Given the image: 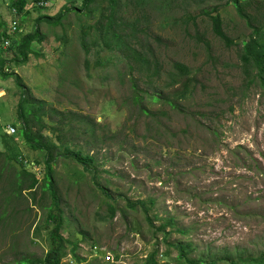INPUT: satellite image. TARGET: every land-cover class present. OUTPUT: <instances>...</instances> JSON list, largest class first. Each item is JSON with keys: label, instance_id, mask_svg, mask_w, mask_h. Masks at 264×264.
I'll use <instances>...</instances> for the list:
<instances>
[{"label": "rangeland", "instance_id": "obj_1", "mask_svg": "<svg viewBox=\"0 0 264 264\" xmlns=\"http://www.w3.org/2000/svg\"><path fill=\"white\" fill-rule=\"evenodd\" d=\"M11 2L0 0V21L7 22L19 41L38 26L43 41L32 43L33 51L25 62L15 47L1 51L8 61L6 73L13 75L0 78V152H9L2 138L8 130L16 138L19 153L27 159L30 170H36L38 178L43 175L40 167L33 165L43 161V152L31 148L13 125L19 120L23 93L27 111H33L23 112L36 135L40 132L37 116L55 124L61 119L67 124L65 127L74 130L97 123L99 138L95 143L89 141V147L88 134L75 139L69 132L70 137L62 140L90 148L98 158L99 170H105L101 172V184L108 181L110 194L124 209L117 211L112 220L100 222L98 214L106 211L105 205L99 206L104 194L97 188L93 192L90 174L75 181L72 174L77 169H70L71 164L81 166L64 155L58 156L55 175L65 217L62 232L72 241H76L75 232H79L81 264H143L155 250L160 263L177 264V251L169 244L180 240H191L199 251L226 249L250 255L264 251V88L255 74L257 69L242 63L239 43L228 45L215 36L203 14L201 6L212 9L220 0H205L199 5L192 2L186 13L173 11L178 18L198 16L189 37L180 24L164 23L158 12H146V29L161 38L156 44L157 57L165 64V71L170 69L168 64L177 60L186 62L196 73L197 91L189 105L190 116L177 113L167 123L160 116L138 118L128 99L130 87L121 84L118 77V72L125 70L123 63L109 68L93 67L106 51L102 40L92 46L94 31L90 29L101 14L108 15L107 3L94 4L95 11L81 12L80 18L70 11L59 24H38L37 18L56 17L66 6H81L82 0L47 1L45 8L26 16L16 14ZM222 2L227 34L237 37V41L249 36L252 27L238 15L233 4ZM122 11L125 16L131 13L130 8ZM200 17L205 18L202 21ZM14 18L20 26L12 31V24L17 21ZM82 25L88 30L85 42L93 47L91 52L82 46ZM200 38L210 42L209 48L203 42L198 44ZM98 50L103 54H98ZM107 54L115 53L107 50ZM87 59L90 71H86ZM176 89L180 91L181 87ZM39 106L43 108L37 109ZM78 116L85 119L71 121ZM136 120L140 122L135 124ZM60 133L63 132L57 125L55 129L47 127L41 130L45 138L40 141L50 137L59 148ZM0 167L5 169L4 178L0 179V264L40 258L51 249L50 229L42 208L49 200L38 188L39 206L33 205L30 211L28 188H23V197L12 195L15 177L10 178L19 171V164L12 166L1 157ZM7 193L10 197L5 203L2 197ZM150 196L157 200V216L150 215L152 224L142 206L137 205ZM127 200L137 207L129 208ZM170 216L176 219L178 228L188 232L182 234L176 227L167 226L170 237L165 242L159 227ZM94 243L105 256L96 252ZM65 245L68 254L63 262H70L72 245Z\"/></svg>", "mask_w": 264, "mask_h": 264}, {"label": "trees", "instance_id": "obj_2", "mask_svg": "<svg viewBox=\"0 0 264 264\" xmlns=\"http://www.w3.org/2000/svg\"><path fill=\"white\" fill-rule=\"evenodd\" d=\"M40 1H51V0H12L11 6L15 9L16 14L28 15L32 11H36L39 8H45L43 5H39ZM205 0H82V5L77 6L72 4L61 9L60 13L56 17H39L37 18L38 24L41 21H46L50 24H59L65 17L67 12L73 11L80 18V13L86 11L94 12L96 7L100 4L108 5V15L101 14V19L97 21L96 26L92 27V46H96L101 40L104 41L106 54L98 50V54L102 53L100 59L94 63V68H109L116 67L119 63H123L125 70L118 72L119 80L124 84H128L130 87L129 100L132 107L138 113V118L143 116L166 118L165 123L169 121L174 115L181 114L189 117V105L193 101L197 91V80L196 73L191 71V67L184 61H173L168 64L169 71H165V64L162 59L157 57L156 44L161 42L160 36L151 34L145 27V22L149 18L146 14L147 11H156L159 13L161 21L164 23H175L182 27V30L186 34V37L191 36V25L194 24L198 19V16L183 15L178 18L175 10L186 11L188 6L192 5V2L201 4ZM214 8L208 9L201 6L203 14L206 16L207 21L212 25L213 33L215 36L224 40L228 45L239 43L240 59L245 67L256 68L255 74L260 79L261 86L264 88V0L256 2L254 0H220ZM222 1H227V5L233 4L237 10L238 15L252 27V33L241 41H237L238 38L230 37L225 29L224 17L221 13L223 8ZM48 4V2H47ZM122 8H130V15L125 16V11ZM175 13V14H174ZM186 13V12H185ZM172 14V15H171ZM203 21L205 17H200ZM17 19V18H14ZM7 22L0 21V42L2 38L9 40L8 49L14 47L18 50L19 54L23 58L24 62L33 51L32 43L43 41V35L38 26L35 27L33 33L25 36L22 41H19L17 37L7 27ZM18 23V19L15 22ZM20 25L17 24V27ZM91 27V25H87ZM2 31V32H1ZM88 30L86 25H82L81 39L82 46L86 52H91L92 46H88L85 42ZM205 35V34H204ZM198 36V34L196 35ZM199 42H203L207 48L210 46V42L204 38H200ZM19 44H21L19 46ZM17 46V47H16ZM0 48V78L6 79L8 76L13 74L6 73L5 66L7 65L6 58L1 56ZM108 51H113L114 55L107 54ZM88 60V59H87ZM87 65L86 71H90V61L85 62ZM90 76L89 73L86 74ZM253 82V81H252ZM100 83V82H99ZM101 84V83H100ZM177 86L181 87L180 91H177ZM7 89V88H6ZM20 100V111L18 113L19 120L14 123L17 126L18 136L24 137L27 144L36 150L43 152V161H37L35 167H40L39 171L43 172L41 178H38L37 171L30 170L28 167L27 159L19 153V146L17 140L13 135L9 134L6 130L2 135L5 142V146L8 151L0 152V158L5 157L6 160L12 165L15 162L19 164V171L14 172L11 180H15L13 185L12 195L17 198L23 197V188H28L30 191V211H32L33 205L39 206V200L37 199V189L41 188L44 192L43 198L48 199L49 203L44 205L43 211H45V223L49 227V237L51 241V249L40 258L24 259L20 261V264H81L83 258L78 254L79 242L82 239L79 232H75L76 241H72L63 235V229L65 228V217L64 209L61 206V195L57 188V181L55 175V162L58 156L64 155V157L75 161L81 168H78L76 164H71L70 169H77L72 175L75 181L79 182L90 174L89 179L91 180V189L97 188L104 194V198L99 202V206H106V211L101 210L98 214L100 222H107L114 218L117 211L123 212L124 209L119 208V204L115 198L109 192L107 184L103 185L100 182L101 171L99 170L100 165L98 164V158L96 155L90 152V148H85L78 144L63 143L62 137L68 138L70 134L73 138L77 139L82 134H88L87 147L90 143H95L98 138V124L92 123L88 127H82L74 130L72 127L67 126L66 123L60 119L58 123H53L52 120H47L44 117L37 116L36 122L39 123V134H34L31 131L30 120L25 113H32L33 111H27L28 108L25 106L27 101L25 94L23 93ZM155 106H157L155 108ZM43 106L37 107L42 109ZM153 109V110H152ZM25 111V113L23 112ZM42 114H45L44 112ZM148 117V118H149ZM85 119V117L78 116L76 120L72 119V122ZM140 122L136 120L135 124ZM164 123V124H165ZM134 124V125H135ZM56 125L59 127L60 133L58 134L61 146L57 148L52 143V139L48 138V141H40L43 134L41 130L49 127L55 129ZM77 133H76V132ZM165 131V130H164ZM186 131V130H183ZM43 135V136H42ZM45 138V137H44ZM55 149H60L58 152ZM38 165V166H37ZM34 167V166H32ZM108 172V171H107ZM5 169L0 167V179L4 178ZM77 184V183H76ZM10 193H7L2 197L5 203L8 202ZM122 198V196H120ZM124 198V196H123ZM33 203V204H32ZM157 200L154 196L148 197L147 200H141L137 202V205L142 206V211L145 214L147 220L151 221V214L156 215ZM129 208L135 209L137 206L131 200H127ZM126 216V213H125ZM157 216V215H156ZM149 221V222H150ZM150 224H152L150 222ZM69 228L71 224L69 223ZM167 226L177 228V231L184 234L188 230L178 228L176 219L173 216L166 217L159 229L165 234L164 240L168 242L170 232L166 231ZM172 233V232H171ZM72 245L70 253L72 258L70 262H63L64 257L67 256L66 251L67 245ZM170 246L174 247L177 251L175 259L177 264H264V251L259 255H253L242 252H228L226 249L206 251L198 250V246L195 245L191 240L187 242L176 241L171 242ZM96 252L105 256V252L99 251L96 248L95 243L92 245ZM157 250H155L150 256L144 261L143 264H162L158 260Z\"/></svg>", "mask_w": 264, "mask_h": 264}, {"label": "built area", "instance_id": "obj_3", "mask_svg": "<svg viewBox=\"0 0 264 264\" xmlns=\"http://www.w3.org/2000/svg\"><path fill=\"white\" fill-rule=\"evenodd\" d=\"M41 3H42L43 6L47 5V2H45V1H40V4ZM15 30L16 29H12V31H15ZM9 43H10L9 40H7L6 38L3 37L2 41L0 42V48L2 47L3 49H6L9 46ZM10 129L15 130L14 127H11Z\"/></svg>", "mask_w": 264, "mask_h": 264}, {"label": "bare ground", "instance_id": "obj_4", "mask_svg": "<svg viewBox=\"0 0 264 264\" xmlns=\"http://www.w3.org/2000/svg\"><path fill=\"white\" fill-rule=\"evenodd\" d=\"M40 5V4H39ZM11 29H17V24L13 23ZM1 89V88H0Z\"/></svg>", "mask_w": 264, "mask_h": 264}, {"label": "clouds", "instance_id": "obj_5", "mask_svg": "<svg viewBox=\"0 0 264 264\" xmlns=\"http://www.w3.org/2000/svg\"><path fill=\"white\" fill-rule=\"evenodd\" d=\"M17 20V19H16ZM6 70V69H5ZM7 132L9 133V134H11L8 130H7ZM12 135V134H11Z\"/></svg>", "mask_w": 264, "mask_h": 264}]
</instances>
